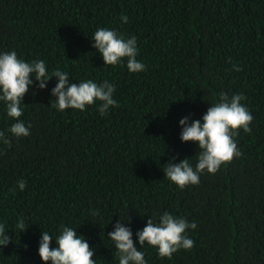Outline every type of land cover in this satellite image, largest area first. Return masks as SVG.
Returning <instances> with one entry per match:
<instances>
[{
  "label": "trees",
  "instance_id": "trees-1",
  "mask_svg": "<svg viewBox=\"0 0 264 264\" xmlns=\"http://www.w3.org/2000/svg\"><path fill=\"white\" fill-rule=\"evenodd\" d=\"M101 27L135 36L145 70L105 65L92 39ZM13 50L73 83L108 80L119 106L61 112L50 107L57 78L43 90L36 82L19 118L30 135L16 138L0 101L11 139L0 142V224L11 239L0 264H44L42 231L54 248L61 225L89 243L96 264H119L108 238L116 222L139 248L136 232L165 211L196 223L185 233L194 246L169 259L146 243L147 264H264V0H0V53ZM221 92L242 94L253 116L251 133L234 137L242 155L180 189L163 166L189 158L195 167L200 150L181 141L179 121L202 120Z\"/></svg>",
  "mask_w": 264,
  "mask_h": 264
},
{
  "label": "clouds",
  "instance_id": "clouds-1",
  "mask_svg": "<svg viewBox=\"0 0 264 264\" xmlns=\"http://www.w3.org/2000/svg\"><path fill=\"white\" fill-rule=\"evenodd\" d=\"M121 20L127 23V15ZM93 47L100 53L105 65L116 66L127 61V69L132 73L145 70L144 63L137 60V38H125L116 30L106 27L97 28L92 37ZM240 71L239 67L235 68ZM53 77L58 82L51 89L55 100L50 107L63 112L66 109L84 111L87 106L98 104V112L101 116L107 115L110 108L118 107V102L113 98L115 86L108 80L96 83L93 80H84L73 83L69 74L59 69L49 74L43 60L26 62L18 58L16 51L0 53V101L6 105V113L16 122L7 130L16 138L30 135V126L26 127L19 118L23 115L21 104L23 97L29 91L30 86L38 82V87L43 90L47 82ZM245 97L235 94L229 98L226 93L219 94V101L213 102L208 107L202 120L189 122L188 117L179 121L181 126L180 139L182 142H194L198 144L199 153L196 154L195 167L185 158L179 163L170 161L163 166L164 174L170 182L180 189L188 185H196L200 182V175L207 171L215 174L223 164L230 163L242 153L238 150L234 137L239 135L242 129L245 133H251L253 116L241 101ZM0 142L11 145V139L4 131H0ZM26 181L17 180V187L23 191ZM92 215H98V210H93ZM195 222L189 223L182 217H176L165 211L158 217V221L150 217L146 226L136 232L139 245H147L156 248L161 258H171L174 253L184 249L189 250L194 246V241L185 233L188 229H196ZM16 228L20 232L25 231L23 217L19 219ZM116 249L119 264H147L145 254L134 244L133 233L124 222L118 220L113 231L108 233ZM53 236L47 231H42L39 242L38 254L44 264H96L93 259L94 249L80 235L76 229L61 225L59 234L55 238L56 247H51ZM11 242L6 234L3 224H0V246H7Z\"/></svg>",
  "mask_w": 264,
  "mask_h": 264
}]
</instances>
